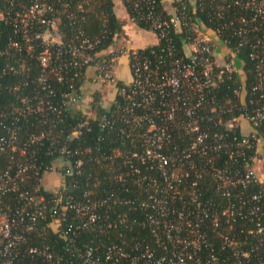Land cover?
I'll return each mask as SVG.
<instances>
[{
	"label": "built area",
	"instance_id": "1",
	"mask_svg": "<svg viewBox=\"0 0 264 264\" xmlns=\"http://www.w3.org/2000/svg\"><path fill=\"white\" fill-rule=\"evenodd\" d=\"M78 1L0 0V152L10 151L0 264H264V0H171V11L160 0L166 17L157 0H136L130 21L159 42L149 55L118 39L98 50L101 39L74 31L86 12ZM121 55L127 82L115 73ZM225 81L238 83L232 99L216 98ZM56 84L67 86L58 97ZM104 92L114 95L107 107L122 102L101 127L119 125L129 147L93 162L118 186L69 194L91 183L66 179L81 176L91 149H69L57 125L80 110L69 138L89 132L94 93L101 102ZM29 118L40 129L23 133ZM49 231L65 243L59 252L26 239Z\"/></svg>",
	"mask_w": 264,
	"mask_h": 264
},
{
	"label": "trees",
	"instance_id": "2",
	"mask_svg": "<svg viewBox=\"0 0 264 264\" xmlns=\"http://www.w3.org/2000/svg\"><path fill=\"white\" fill-rule=\"evenodd\" d=\"M65 1H71L73 3V6L79 2L78 0H65ZM87 3L83 4L84 8H86L85 13H81L84 20L77 19L76 24L74 26V31L82 30L84 34L89 38H98L100 40V44L98 46V50L107 49L108 47L114 46V43L117 37H119V34L123 31L124 23L119 20L115 13L113 12V0H85ZM136 0H122V5L125 8V11L128 15V17H133V5ZM158 6H157V13L160 14L162 17H166L162 4H160V0H157ZM79 14V17L80 15ZM136 26L148 30V27L142 23V22H135ZM68 38V37H67ZM182 38L180 36L174 35V42L178 49V51H181V48L183 47V42L181 40ZM158 45L157 46H151L148 48L143 49L142 51L144 54L149 55L151 51L157 52L158 51ZM244 57V56H243ZM245 58V57H244ZM3 86L6 84H10L9 79H3L1 80ZM238 83L237 81H225L220 85L218 89H215V95L216 98H222V97H228L230 99L233 98V89L237 87ZM56 91H57V97L60 93L67 91L66 85L56 84ZM1 98L3 96V92H0ZM98 93H94V102L91 103L92 110L94 112V116L89 119L88 126L90 128L89 132H86L83 130L82 134L75 138H69L71 135L70 133L76 128L78 125V122L80 120L84 119V114L80 110H74V111H65V113L61 116V120L57 125L56 131H61L63 133V137H65V142L68 145V148L71 150H78L82 151L89 147L91 149L90 154H82L81 157H83V167L81 168V176H75L72 175L71 177H66L67 180L70 181H76L79 180L81 182H84L86 177L89 175L91 183L87 187H81L79 189H71L69 191V194H73L76 196H79L81 194V191L84 189H90V187L93 185V183H97V187L99 189L106 188L107 186L113 185L117 187L118 185L116 182L112 179L110 173H109V165L106 163H94L93 159L95 157H98L100 154H111L112 151L115 148H128V140H123L120 137L119 133V125H115L111 127L110 129H103L101 127V117L103 115L107 116V119H110V114L113 113L116 110L117 104H120L122 102L120 97H117L115 102L110 107H104L102 103L100 102V97H98ZM7 97L12 98L11 95H7ZM237 112H233L228 115V118L237 116ZM5 124L11 125V121H5ZM21 131L24 133L27 131H37L40 129V126L38 123L34 122L32 118H29V121L21 120L19 121ZM37 126V127H36ZM211 128V131H223L222 127H214L213 123L210 122L207 124ZM236 132V131H234ZM3 134L4 131H0V134ZM24 139V137H22ZM85 156V157H84ZM9 158H10V151L6 150L5 152H0V167L3 168L4 166H7L9 164ZM77 157L72 158V161L76 160ZM50 158H44L41 161L48 162ZM29 184L35 185L36 180L32 179L29 181ZM28 187H30L28 185ZM40 194H44L47 198H49L52 193L49 191H46L45 189L40 188L39 190ZM120 195L127 196L128 193H121ZM116 210H118V207H116ZM90 237V234L83 235V238ZM26 239H28V243L31 242L33 245H42L45 244L49 246L50 249H53L56 252L60 251V248L64 246V242L58 237L57 234H54L52 231H49L48 234H46L45 239L41 236H38L36 234L30 233L26 234ZM25 246H23L24 248ZM26 247H28L26 245ZM20 258H23L22 256Z\"/></svg>",
	"mask_w": 264,
	"mask_h": 264
},
{
	"label": "crops",
	"instance_id": "3",
	"mask_svg": "<svg viewBox=\"0 0 264 264\" xmlns=\"http://www.w3.org/2000/svg\"><path fill=\"white\" fill-rule=\"evenodd\" d=\"M165 5L166 11H171L170 7H168L171 0H162ZM113 12L116 17L124 23L123 31L119 36L118 40L128 50L132 49H145L151 46H157L159 44L156 35L148 30L141 29L133 24L126 11L122 5V0H113ZM89 75L91 71L87 72ZM116 76L119 80L129 81V68H128V58L126 55H121L118 57V65L115 68ZM92 82L86 80L83 84V89L86 94V100L88 101L91 97V91H93ZM114 95L108 92H104L101 95V103L104 107L109 106L113 101ZM107 99V101H104Z\"/></svg>",
	"mask_w": 264,
	"mask_h": 264
},
{
	"label": "rangeland",
	"instance_id": "4",
	"mask_svg": "<svg viewBox=\"0 0 264 264\" xmlns=\"http://www.w3.org/2000/svg\"><path fill=\"white\" fill-rule=\"evenodd\" d=\"M93 88H95V87H93ZM104 101H107V99H104L103 102H104ZM81 108H82V107H81Z\"/></svg>",
	"mask_w": 264,
	"mask_h": 264
}]
</instances>
